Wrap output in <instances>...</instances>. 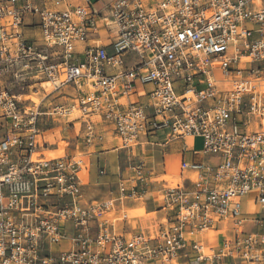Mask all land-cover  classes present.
<instances>
[{
	"label": "built area",
	"instance_id": "1",
	"mask_svg": "<svg viewBox=\"0 0 264 264\" xmlns=\"http://www.w3.org/2000/svg\"><path fill=\"white\" fill-rule=\"evenodd\" d=\"M7 74L62 100L0 84V264H264V0H0ZM74 113L81 151L50 156L39 116ZM107 135L129 152L178 143V169L155 187L147 160L118 165L91 201ZM146 201L163 211L147 225L131 212Z\"/></svg>",
	"mask_w": 264,
	"mask_h": 264
},
{
	"label": "rangeland",
	"instance_id": "2",
	"mask_svg": "<svg viewBox=\"0 0 264 264\" xmlns=\"http://www.w3.org/2000/svg\"><path fill=\"white\" fill-rule=\"evenodd\" d=\"M45 81V79L36 81L27 79L21 80L20 78L14 79L8 74L0 78V84L2 83L3 86H6L14 94L21 95L20 99L26 100V102L24 103H28V101L38 103L41 100H43L44 102V99L46 98H49V101H51L53 96H56L55 102L61 101V94L56 91L50 93L53 88V84ZM28 83L33 84L31 86H28ZM46 104L49 103L46 102ZM41 110H46V107L41 108ZM1 113L2 112L0 109V139L4 135L6 128V120L1 115ZM78 115V113H74L72 116L68 117V119L51 117L50 115L46 114L40 115L38 120V126L40 130L39 145L41 147H44V149H46L48 152H51L55 155L63 153L64 151H72L75 149L77 150L76 152L81 151V143L85 129V122L81 121L80 119L72 120V118ZM188 144H190L189 141ZM105 147L108 150L100 152V155H98V153L97 157L101 158V165L109 161L113 164V167L110 169V171L108 170V167H106V170H108L106 172L107 174L105 176H102L99 173L100 163L98 162L96 163V165H93V182L91 183L92 187L89 188L88 186L85 188L86 196L91 201L104 199L108 197L111 192L117 189L116 176L118 172V167L116 162L118 163L119 168L122 170L125 169L128 165L136 163L138 160H140V158L147 160L148 162H150L149 164L153 166V169L155 170V187H158V175L161 174L164 164L168 166L170 171H177L178 169L180 148L176 145H173L171 149L163 146H154L153 148H144V150L132 149L130 152L126 149H118V151H114L115 148H112L110 136L107 135ZM194 148H201L200 138L195 139ZM95 157L96 156L91 157L93 161ZM160 194V192H156L152 195L155 198H158ZM243 204L246 205V198L243 200ZM139 208H132V210H139ZM155 215L156 214L146 215L145 213H143L139 216L142 220V223L147 225L150 222L149 220L153 219ZM216 236L218 239L220 238L219 234H217ZM211 237L212 242H218L214 234H211Z\"/></svg>",
	"mask_w": 264,
	"mask_h": 264
},
{
	"label": "crops",
	"instance_id": "3",
	"mask_svg": "<svg viewBox=\"0 0 264 264\" xmlns=\"http://www.w3.org/2000/svg\"><path fill=\"white\" fill-rule=\"evenodd\" d=\"M102 41L104 42V43H107V42H109L108 40H106V38H105V35H104V37L102 36ZM195 139L196 138H189L188 139V141H189V143H192L193 145H194V141H195ZM112 144V143H111ZM174 145H176L177 147H181L178 143H176V144H174ZM105 146H106V140H105ZM104 146V147H105ZM112 146H113V144H112ZM93 149V150H92ZM90 150H92V153L89 155V167H88V173H86L85 174V178H86V184H85V188L86 187H88L89 186V188L90 187H92L91 186V183L93 182V171H92V169H93V165L95 164L96 165V163H100V166H102L101 165V163H102V161H101V158H99V157H97V154L98 155H100L101 153L100 152H103L104 150H102V151H100L99 150V148H96V147H93V148H91ZM108 150V149H107ZM180 150V149H179ZM106 151V150H105ZM114 151H118L117 149H114ZM94 152V153H93ZM92 156H96L95 157V159H94V161H93V159L91 158ZM195 158H198V156H195ZM99 160V161H98ZM116 164H117V167H118V163L116 162ZM103 165H105L106 167H108V170L110 171V169L113 167V164L112 163H110L109 161H107L105 164H103ZM107 170V171H108ZM99 178V177H98ZM95 180V179H94ZM156 193V192H155ZM153 194V193H152ZM158 206V204H153L151 201H149V202H145V208L144 207H140L139 208V210L137 209V210H133V211H131L132 212V215H134V216H136V215H140V214H143L144 212H145V210H146V212H147V214L146 215H150V214H156L155 216H154V218L156 219V220H158V219H160L162 216H163V211L162 210H158L156 207ZM137 207V205L136 204H134L133 206H131V208H136Z\"/></svg>",
	"mask_w": 264,
	"mask_h": 264
},
{
	"label": "bare ground",
	"instance_id": "4",
	"mask_svg": "<svg viewBox=\"0 0 264 264\" xmlns=\"http://www.w3.org/2000/svg\"><path fill=\"white\" fill-rule=\"evenodd\" d=\"M190 144H191V143H190ZM48 154H49L50 156L55 155V154H52L51 152H48ZM209 234H210V237H211L212 231H210Z\"/></svg>",
	"mask_w": 264,
	"mask_h": 264
}]
</instances>
